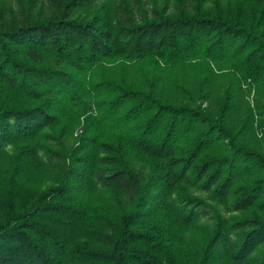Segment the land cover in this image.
Instances as JSON below:
<instances>
[{
	"label": "trees",
	"instance_id": "trees-1",
	"mask_svg": "<svg viewBox=\"0 0 264 264\" xmlns=\"http://www.w3.org/2000/svg\"><path fill=\"white\" fill-rule=\"evenodd\" d=\"M93 1L69 0L65 9ZM227 1L235 14L109 25L65 12L0 24V156L15 143L36 145L48 129L54 139L81 129L80 143L103 155L96 168L68 170L46 189L20 180L19 159L0 172V264H264V250L256 253L264 243V0ZM129 156L153 175L137 172ZM183 184L249 211L234 228L220 218L200 262L182 233L200 215L174 198ZM94 187L119 205L77 197ZM97 220L104 229L88 226ZM78 234L112 249L101 253Z\"/></svg>",
	"mask_w": 264,
	"mask_h": 264
},
{
	"label": "rangeland",
	"instance_id": "rangeland-1",
	"mask_svg": "<svg viewBox=\"0 0 264 264\" xmlns=\"http://www.w3.org/2000/svg\"><path fill=\"white\" fill-rule=\"evenodd\" d=\"M67 2L69 0H1L0 24L61 17L65 12H68V16L73 19L91 21L94 18H99V20L109 25L124 23L129 17L136 24H140L143 20L152 21L156 17H177L183 12L210 13L219 10L224 13L228 11L233 14L236 13V4L227 0H94L89 4H81L74 8L65 9ZM53 134L54 130H46L36 140V145L27 146L20 143L10 145L0 156V172L14 168L16 161L19 159L20 180L32 188L46 189L55 185L57 179L68 170L79 171L90 165V163L94 168L99 165V159L103 155L93 145H82L80 143L81 129L70 132L62 139L50 137ZM40 144H45L51 150L60 152L61 161H56L57 158L52 155L51 157L54 160V163H52L50 155L39 149L38 145ZM79 158L84 159L85 162H80ZM127 162L147 178L153 175L151 166L143 158L129 156ZM160 185L161 183L154 182L149 188L151 194L155 193ZM76 194L78 198H82L94 207L115 209L119 205L113 192L101 187H94L93 190L89 191L80 189ZM174 198L178 202L185 200V203L192 205L194 212L200 215L197 222L184 227L186 229L182 230L185 243L198 262L201 261L208 239L214 233L220 218L234 228L240 218L249 214L248 210L235 211L230 204L231 199L220 201L212 194L186 184L179 185L176 188ZM156 218L167 220L169 215L167 212H160L156 214ZM103 223L104 221L97 220L89 222L88 226L93 230H99L103 228ZM106 234L110 237L112 231L106 230ZM76 240L80 243H89L101 253H109L112 249L110 240L103 239V241H99L86 234H78ZM263 250L264 243L257 249L256 253ZM158 255L160 258L162 257L161 254ZM204 264H228V262L225 258H215L208 259Z\"/></svg>",
	"mask_w": 264,
	"mask_h": 264
}]
</instances>
